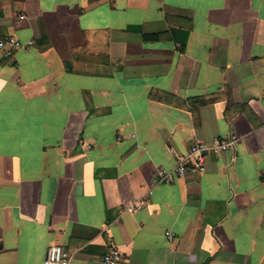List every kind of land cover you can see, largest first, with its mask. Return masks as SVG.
<instances>
[{
    "label": "crops",
    "instance_id": "0c3cea01",
    "mask_svg": "<svg viewBox=\"0 0 264 264\" xmlns=\"http://www.w3.org/2000/svg\"><path fill=\"white\" fill-rule=\"evenodd\" d=\"M234 135L204 174L155 183ZM54 246L264 264V0H0V264Z\"/></svg>",
    "mask_w": 264,
    "mask_h": 264
},
{
    "label": "built area",
    "instance_id": "2783aa9c",
    "mask_svg": "<svg viewBox=\"0 0 264 264\" xmlns=\"http://www.w3.org/2000/svg\"><path fill=\"white\" fill-rule=\"evenodd\" d=\"M24 18V17H22ZM9 45L16 50L28 51L32 43L24 44L17 39L10 38L1 43V46ZM238 137L236 135L224 139H216L212 144L199 143L192 147L188 155L180 156L178 165L173 171H159L155 177V183L170 184L177 179H186L190 175L204 174L207 170V161L210 155H215L219 159L227 153H234L237 147ZM235 161V157L232 162ZM144 203H134L129 207L131 211H138L144 207ZM166 237L173 241L175 235L166 233ZM122 257L118 251H110L103 257L102 264H119ZM44 264H73L72 256L61 246L51 247L48 251Z\"/></svg>",
    "mask_w": 264,
    "mask_h": 264
}]
</instances>
